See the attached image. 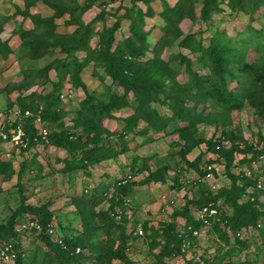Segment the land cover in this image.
<instances>
[{"label":"rangeland","instance_id":"rangeland-1","mask_svg":"<svg viewBox=\"0 0 264 264\" xmlns=\"http://www.w3.org/2000/svg\"><path fill=\"white\" fill-rule=\"evenodd\" d=\"M162 1L173 6L178 0ZM59 2L64 5L66 11L62 15H59L55 8ZM74 2L84 4L86 0H0V42H7L11 53L7 61L0 57V225H5L10 218H15L16 210L21 204L24 207L44 209L50 214V222L47 224L53 231L50 236L57 238V235L66 234L74 239L86 240L89 246L85 242L87 248L83 251L85 258L83 264H97L95 259L104 252L110 231L105 230L103 223L95 216L99 212L112 209V212L118 214L121 212L120 216L114 217V223H123L126 235L136 237L128 240L129 246L126 250L127 258L133 264H187V261L197 259L199 261L207 259L210 264H264V195L258 199L257 208L262 216L257 221V227L242 229L237 237L240 242L246 243L245 246L227 244L219 239L212 227L205 226L196 231L195 235L192 234L195 238L190 240L188 237L187 240L184 238L183 254L166 256L160 254L164 243L162 228L173 224L177 232H184V219L172 217L174 213L179 212L187 201L199 199L207 193L218 195L221 191L230 189L231 182L226 177L224 160L221 158L217 160L216 154L207 152L208 146L205 142L224 135L226 139L223 143L226 149L231 148L230 144L233 143L240 146V150H244L246 145L259 150L263 146L259 137L264 136V123L246 106L238 112H233L229 119L225 117L223 120L218 119L215 124L199 125L194 137L203 139V143L192 149L184 159L179 153V146L176 145L181 142L176 134L165 137L143 122H139L133 132H124L126 119L133 115L138 104L132 92L126 93L124 86L119 85L117 81L113 83L112 79L107 77L105 67L90 63L80 74L83 89L73 85L68 76L61 80V76L53 71L55 62L66 57L60 53V49L39 60L31 61L25 58L26 50L19 33L20 30L29 31L33 28L29 19L25 18L27 10L31 15L51 18L53 23L50 28L54 34L71 35L76 26H68L71 17L67 12ZM130 2L97 0L87 6L81 17L83 25L81 33L85 31L84 27H89L90 33L85 39L83 50H104L106 38L114 29L109 50L112 53L117 45L124 43L128 38L133 39L140 28V32L145 35L144 42L148 48L145 51L142 49L145 56L138 58V61L146 63L145 61L157 59L158 63L155 61L150 64L148 73L153 78L160 74L159 80L166 90L176 88L177 84L182 85L185 81L182 75L176 76V73L172 72L179 66L173 60V56L182 50L175 47V44L171 47L161 45L159 41L164 27V18L160 15L161 1L157 0L151 5L152 14L144 18L142 25L123 18L125 9L130 7ZM227 2L228 0L220 2L219 8L222 13L213 15L208 26L200 23L198 14L194 16V22L191 20L193 23L188 19L182 20L176 32L180 33L179 40L192 32L203 31V45L206 46L210 33L214 30L223 32L232 38L233 43L244 53L246 62L259 64L258 68L262 70L264 52L252 46V41L256 39L255 32L263 30L264 6L249 16L231 9ZM143 10L146 12L144 7ZM117 20L119 25L115 27ZM57 41L65 43L67 39L61 38ZM84 56L79 55L80 60ZM134 60L137 62L136 58ZM165 68L170 69L167 71ZM29 70L36 75L23 80ZM58 73L60 74L59 71ZM204 73V70L201 71V75ZM233 87L234 85H231V88ZM87 94L103 101L114 95L124 101L119 109L113 112L114 119H105L101 122L102 131H107L102 135L108 143H105V146H111L119 153L117 157L86 169H73L67 172L64 166L70 161L71 156L63 150L36 145L20 152V147H25L22 139L23 117L31 118L35 130L42 136L53 131L58 132L61 130L60 125L64 126L63 130H74L72 120L76 115L73 112L78 109V104ZM49 95L58 98V105H54L55 108L52 109H58L63 117L54 123L49 122L43 111V102L49 103L46 98ZM150 108L165 118L172 115L166 103H152ZM145 131V134H141ZM123 146L127 151L120 153ZM198 156H202L199 164L194 163ZM242 159H245L244 154L235 155L233 165L230 167L232 174L237 175L241 172L248 179L257 176V183L264 180V154L257 163L251 164L246 161L239 163ZM246 159L248 160L247 157ZM210 160L214 162L217 160V163L207 165ZM22 163L25 167L20 172ZM192 163L205 174L201 175L194 167H189ZM164 166H169V169L163 182H144L149 172ZM179 168H183L182 175H177ZM130 175L134 178L123 185L126 188V192L123 193L121 187L117 188L116 184L123 182ZM237 184L241 185L239 182ZM175 186L177 187L173 188ZM247 191L241 196L239 204L251 200L254 190L250 188ZM222 203L223 201L219 199L217 205L225 208L223 206L225 204ZM225 210L230 213L228 208ZM199 215L195 212V218ZM30 218L34 219V216L20 214L14 220V230L21 231L22 226L30 222ZM22 230L28 231L19 235V242L25 250V258L28 259L29 253L37 246L47 250V247L36 238L41 233V228L29 227ZM30 230H35V233ZM111 231L115 229L112 228ZM110 234L114 235L111 232ZM118 244L115 242L114 248ZM109 264L122 263L112 259Z\"/></svg>","mask_w":264,"mask_h":264},{"label":"trees","instance_id":"trees-1","mask_svg":"<svg viewBox=\"0 0 264 264\" xmlns=\"http://www.w3.org/2000/svg\"><path fill=\"white\" fill-rule=\"evenodd\" d=\"M96 1L86 0L88 2L86 5H84L86 2L84 4L74 2L70 7V11L67 13L71 17V23L68 26H76L71 35L66 33L54 34L50 28L53 23L51 18L31 15L27 10L25 18L29 19L33 28L29 31L20 30L19 33L21 43L26 50L25 58L31 61L39 60L56 49H60V53L65 54L66 57L62 61L55 62V67L52 68L53 71L57 72L56 75L61 76V80L68 76L73 85L83 89L84 84L80 78L82 71L90 63L105 67L107 77L111 78L113 83L117 81L119 85L124 86L126 93L132 92L138 104L133 115L126 119L123 131L133 132L139 122H143L154 131L157 130V132L162 133L165 137L176 134L182 142V144L180 142L176 145L179 146V153L183 159L192 149L203 143V139L194 137L199 125L215 124L218 119L223 120L225 117L229 119L233 112H238L246 106L252 109L256 118L264 123V68L259 70V64L246 62L244 53L233 43L232 38L223 32L214 30L213 33H210L206 46L203 45V31L192 32L181 40L178 37L180 33H176L177 26L182 20L188 19L194 22V16L197 14L201 24L210 25L213 15L222 13L221 8H219L222 0H178L173 6L160 0L162 3L160 15L164 18V27L163 35L159 41L161 45L171 47L175 44V47L177 46L182 50V52H178L173 56V60L179 66L172 72L173 74L176 73V76L182 75L183 80H185L182 85L177 84L176 88L167 90L164 84L163 87L161 85L160 74L153 78L148 73L150 64L157 61V59L145 61L146 63L138 61V58L145 56L142 49L145 51L148 48V45L144 42L145 35L140 32V28H138V32L133 39H126L124 43L117 45L112 53L109 50L114 29L110 31L106 38L107 43L104 50H83L85 39L90 30L89 27H84L85 31L81 33L83 28L81 17L88 8L87 6ZM130 1V7L125 9L123 18L142 25L144 24V18L151 16V5L157 0ZM227 4L231 9L251 16L264 6V0H228ZM143 7L146 12H144ZM55 8L59 15L66 12L64 5L60 2ZM262 14L264 21V9ZM119 20L115 23V27L119 25ZM172 29H174V32L171 33ZM256 33L257 36L252 41V46H256L257 50L260 49L264 52V23L263 30ZM61 38H66L67 41L59 43L57 40ZM152 52H154V49ZM10 55L7 42H0V57L7 61ZM79 55L85 56L80 60ZM135 58L137 62L134 60ZM168 69L170 68H165L167 71ZM203 70L205 73L201 75ZM35 72L39 73L38 71ZM35 75L36 73L29 70L22 79H31V76ZM231 85H234V87L231 88ZM46 98L49 103L43 102V111H45L49 122L54 123L63 118L58 109H52V107L55 108L58 105L59 100L52 95ZM123 102L122 99L114 95L108 96V99L103 101L95 98L94 95L87 94L85 99L78 104V109L73 112L76 115L72 120L74 130H63L62 127L64 126L60 125L61 130L58 132L53 131L43 136L35 130L31 118L23 117L24 136L22 139L25 147H20V152L27 151L36 145L52 146L63 150L71 156L70 161L65 163L64 166L67 172L73 169H86L89 166L97 165L99 162L113 159L119 153L115 152L111 146H105L107 141L102 135L107 131H102L101 122L105 119H114L113 112L119 109ZM152 103H166L172 111V115L169 118L160 116L157 111L150 108ZM145 133L146 131L141 134ZM225 139L226 137L223 135L214 140L210 139L205 143L208 146L206 147L207 152L216 154L217 160L219 158L224 160L226 165L224 167L227 170L226 177L231 182L230 189L224 192L221 191L218 195L207 193L199 199L187 201L179 212L174 213L172 217L184 219V232H177L173 224L162 228L161 235L164 243L161 248V255L183 254L184 238L186 240L187 237L189 240L195 238L192 233L205 226L212 227L214 233H217L219 239L225 243L231 245L236 243L241 247L246 245L245 242H240L237 238L241 230L248 227H257V221L262 216V213L258 211L257 204H259V197L264 195V190L256 187L257 176L254 179H248L241 172L234 175L230 172V167L233 165L235 155L240 153L244 154L245 159L247 157L248 160L242 159L239 163H245V161L251 164L259 162L264 154V136L259 137V141L263 144L259 150L254 149L251 145H246L244 150H240V146L233 143L230 144L231 148L226 149L225 143H223ZM125 151H127L125 146L121 147L120 153ZM201 157L198 156L194 163L199 164L202 160ZM217 160L216 162L210 160L206 164L217 163ZM194 163L189 164V167H194L201 175L205 174ZM2 166L4 165L2 164ZM24 167V163L20 164V172L23 171ZM168 169L169 166H164L149 172L144 182H163ZM183 173V168L177 170V175ZM212 173L214 172L212 171ZM133 178L134 176L130 175L123 182H118L116 184L117 188L121 187L120 190L125 193L126 188L123 185ZM175 182H178L177 179H175ZM238 182L241 183L240 186L237 184ZM250 188L254 190L251 200L248 199L246 203L239 204L241 196L247 193ZM219 199L223 201L222 204H225L223 206L228 208L230 213L222 206L217 205ZM112 205L114 204L112 203ZM207 206L216 209L217 215H206L202 220L198 217L195 218V212L197 213ZM22 213L34 216V219L30 218L29 221L34 220L41 226V233L36 238L41 241L43 246L47 247L45 251L42 250L43 247L37 246L33 252L29 253L28 259L24 257L25 250L19 242V235L28 231L21 230L17 232L14 230V220ZM120 215L121 212L118 214L110 209L107 212H99L95 216L99 219V222L103 223L105 230L114 234L111 235L108 232L109 241H107L104 252L96 257L97 264H109L112 259H116L122 264H133L128 260L126 250L129 246L128 240H133L136 237L126 235L123 223H114V217ZM15 218H10L7 224L0 225V247H8V253L14 255L13 262L10 264H83L85 259L83 251L87 248V245L89 246L88 242L82 239H74L66 234L57 235V238L54 237L55 239L52 238L47 233L50 214L45 212L44 209L24 207L21 204L16 210ZM112 228L115 231H111ZM86 229L87 227H85ZM30 232L35 233V230H30ZM115 242L119 243L116 248H114ZM201 261L199 259L196 261L189 260L187 264H210L207 259H201ZM0 264L2 263L0 262Z\"/></svg>","mask_w":264,"mask_h":264},{"label":"built area","instance_id":"built-area-1","mask_svg":"<svg viewBox=\"0 0 264 264\" xmlns=\"http://www.w3.org/2000/svg\"><path fill=\"white\" fill-rule=\"evenodd\" d=\"M256 187L258 189H260V190H264V180H260L256 184ZM198 213L200 214L198 218H200L202 220V219H204V217L206 215L207 216H216L217 215V210L213 209L210 206H207V207H204L203 209H201ZM29 227H31L33 229H40L41 228V226L36 221H30V222H27L26 225H23L22 229H26V228H29ZM47 233L49 235L53 234V231L51 230L50 226H47ZM195 233L196 232H193L192 234L195 235ZM8 250H9L8 247H2V248L0 247V262L2 264H9V263L13 262L14 255L8 253L9 252Z\"/></svg>","mask_w":264,"mask_h":264}]
</instances>
